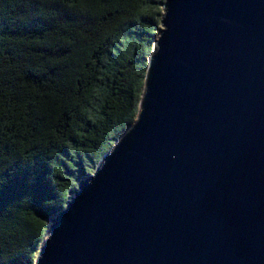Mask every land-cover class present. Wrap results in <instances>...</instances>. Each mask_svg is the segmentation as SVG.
I'll use <instances>...</instances> for the list:
<instances>
[{
    "label": "water",
    "instance_id": "95a60500",
    "mask_svg": "<svg viewBox=\"0 0 264 264\" xmlns=\"http://www.w3.org/2000/svg\"><path fill=\"white\" fill-rule=\"evenodd\" d=\"M32 264H264V0H165L136 120Z\"/></svg>",
    "mask_w": 264,
    "mask_h": 264
},
{
    "label": "trees",
    "instance_id": "16d2710c",
    "mask_svg": "<svg viewBox=\"0 0 264 264\" xmlns=\"http://www.w3.org/2000/svg\"><path fill=\"white\" fill-rule=\"evenodd\" d=\"M165 0H0V264L136 120Z\"/></svg>",
    "mask_w": 264,
    "mask_h": 264
},
{
    "label": "rangeland",
    "instance_id": "374dc122",
    "mask_svg": "<svg viewBox=\"0 0 264 264\" xmlns=\"http://www.w3.org/2000/svg\"><path fill=\"white\" fill-rule=\"evenodd\" d=\"M46 236H47V233H46Z\"/></svg>",
    "mask_w": 264,
    "mask_h": 264
}]
</instances>
